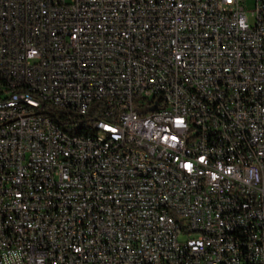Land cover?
I'll return each mask as SVG.
<instances>
[{
  "label": "built area",
  "instance_id": "1",
  "mask_svg": "<svg viewBox=\"0 0 264 264\" xmlns=\"http://www.w3.org/2000/svg\"><path fill=\"white\" fill-rule=\"evenodd\" d=\"M244 1L0 0V264H264Z\"/></svg>",
  "mask_w": 264,
  "mask_h": 264
},
{
  "label": "bare ground",
  "instance_id": "2",
  "mask_svg": "<svg viewBox=\"0 0 264 264\" xmlns=\"http://www.w3.org/2000/svg\"><path fill=\"white\" fill-rule=\"evenodd\" d=\"M27 107V99H10L7 103H0V111L19 110ZM83 122H75L74 132H80ZM167 128H175V121H167ZM84 132V130H82ZM63 134H70V127H63ZM254 171H262V162H253Z\"/></svg>",
  "mask_w": 264,
  "mask_h": 264
},
{
  "label": "rangeland",
  "instance_id": "3",
  "mask_svg": "<svg viewBox=\"0 0 264 264\" xmlns=\"http://www.w3.org/2000/svg\"><path fill=\"white\" fill-rule=\"evenodd\" d=\"M245 7L246 14L250 23H254V16L252 15V11L255 8V0H245L243 3ZM4 87L3 84L0 82V88Z\"/></svg>",
  "mask_w": 264,
  "mask_h": 264
},
{
  "label": "trees",
  "instance_id": "4",
  "mask_svg": "<svg viewBox=\"0 0 264 264\" xmlns=\"http://www.w3.org/2000/svg\"><path fill=\"white\" fill-rule=\"evenodd\" d=\"M84 123V122H83ZM85 129V126H84V124L82 125V126H80V132H82V130H84Z\"/></svg>",
  "mask_w": 264,
  "mask_h": 264
}]
</instances>
